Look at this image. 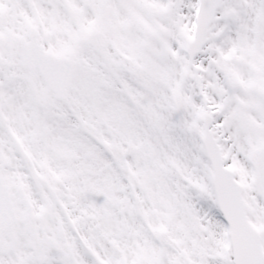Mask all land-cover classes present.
Segmentation results:
<instances>
[{
    "label": "snow or ice",
    "instance_id": "obj_1",
    "mask_svg": "<svg viewBox=\"0 0 264 264\" xmlns=\"http://www.w3.org/2000/svg\"><path fill=\"white\" fill-rule=\"evenodd\" d=\"M0 264H264V0H0Z\"/></svg>",
    "mask_w": 264,
    "mask_h": 264
}]
</instances>
